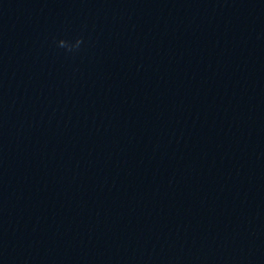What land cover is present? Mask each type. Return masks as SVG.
<instances>
[{"label": "water", "instance_id": "95a60500", "mask_svg": "<svg viewBox=\"0 0 264 264\" xmlns=\"http://www.w3.org/2000/svg\"><path fill=\"white\" fill-rule=\"evenodd\" d=\"M0 264H264V0H0Z\"/></svg>", "mask_w": 264, "mask_h": 264}, {"label": "clouds", "instance_id": "9594fccd", "mask_svg": "<svg viewBox=\"0 0 264 264\" xmlns=\"http://www.w3.org/2000/svg\"><path fill=\"white\" fill-rule=\"evenodd\" d=\"M81 43V40H77L75 45H70L67 41L61 40L59 41V47L66 48L67 50L71 51L74 47L78 48Z\"/></svg>", "mask_w": 264, "mask_h": 264}]
</instances>
